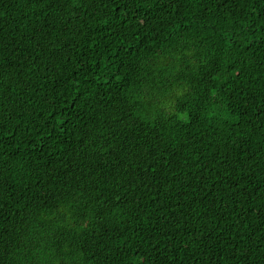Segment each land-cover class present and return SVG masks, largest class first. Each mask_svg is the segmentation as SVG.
I'll return each instance as SVG.
<instances>
[{
	"label": "trees",
	"instance_id": "obj_1",
	"mask_svg": "<svg viewBox=\"0 0 264 264\" xmlns=\"http://www.w3.org/2000/svg\"><path fill=\"white\" fill-rule=\"evenodd\" d=\"M0 264H264V0H0Z\"/></svg>",
	"mask_w": 264,
	"mask_h": 264
}]
</instances>
